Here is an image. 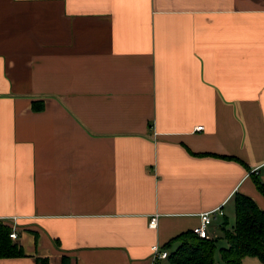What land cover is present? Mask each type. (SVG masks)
<instances>
[{"label":"crops","instance_id":"1","mask_svg":"<svg viewBox=\"0 0 264 264\" xmlns=\"http://www.w3.org/2000/svg\"><path fill=\"white\" fill-rule=\"evenodd\" d=\"M253 174L264 0H0V264H166L214 209L227 246Z\"/></svg>","mask_w":264,"mask_h":264},{"label":"trees","instance_id":"2","mask_svg":"<svg viewBox=\"0 0 264 264\" xmlns=\"http://www.w3.org/2000/svg\"><path fill=\"white\" fill-rule=\"evenodd\" d=\"M33 109L39 111L41 104L35 102ZM252 181L264 198V184L254 174ZM233 199L234 223L231 228H227L226 220L222 224V238L227 246L218 249L219 259L224 264H242L244 257H254L264 264V210L243 194H235ZM10 232L11 229L0 222V258L23 255L22 250L12 243ZM172 243H177V248L168 253L170 264H217L214 259L216 239L200 238L192 230L178 234L163 248L170 249Z\"/></svg>","mask_w":264,"mask_h":264},{"label":"built area","instance_id":"3","mask_svg":"<svg viewBox=\"0 0 264 264\" xmlns=\"http://www.w3.org/2000/svg\"><path fill=\"white\" fill-rule=\"evenodd\" d=\"M201 129L202 127H197V130H201ZM221 215H223L222 209H214L200 214V225L192 228L193 233L200 238L206 239L207 237H209L207 227L212 223L214 219H216V217H220ZM155 226H156V218H151L149 222V227L154 228ZM9 236L11 240L17 238V235L13 231L9 233ZM151 254H152L151 258L153 261L157 259L163 260L168 256V252L166 250L164 249L162 250L155 245L151 247Z\"/></svg>","mask_w":264,"mask_h":264},{"label":"rangeland","instance_id":"4","mask_svg":"<svg viewBox=\"0 0 264 264\" xmlns=\"http://www.w3.org/2000/svg\"><path fill=\"white\" fill-rule=\"evenodd\" d=\"M233 222H234V220H233ZM230 224H231V223H230ZM216 241H217V240H216ZM216 244H217V251L215 252L214 259L216 260V263H217V264H224V263L221 261V259H219L218 249H220V248H222V247H225V246H223V245L221 246V244H220L219 241H217ZM172 251H174V250H172ZM166 264H170L168 260H167Z\"/></svg>","mask_w":264,"mask_h":264}]
</instances>
